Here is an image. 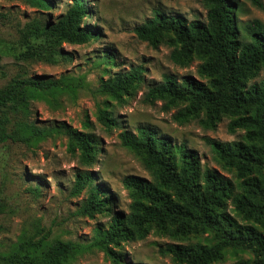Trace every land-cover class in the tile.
I'll use <instances>...</instances> for the list:
<instances>
[{"label":"trees","instance_id":"1","mask_svg":"<svg viewBox=\"0 0 264 264\" xmlns=\"http://www.w3.org/2000/svg\"><path fill=\"white\" fill-rule=\"evenodd\" d=\"M23 1L42 12L52 9L50 0ZM249 1L264 10L260 0ZM87 3L69 0L54 21L26 22L19 33L24 49L17 58L54 63L58 56L70 58L57 49L63 43L80 44L96 38V27L82 24L83 17L91 18ZM202 3L205 20L155 10L134 27L137 38L152 47L162 43L172 46L169 58L176 65L186 66L194 57L201 59L199 74L207 78L202 82L192 75L163 73L160 80L146 85L142 101L152 104L162 100L165 109L185 103L173 118L185 122L203 112L200 122L210 129L223 115L230 116L228 131L243 129L241 139L206 141L222 166L233 169L238 183L202 165L195 150L174 144L151 128L137 126L135 132L121 131L119 138L122 146L139 157L149 176H123L121 183L130 198L128 211L113 210L114 197L96 181L91 169L101 151L98 138L63 121L55 128L67 136V151L76 156L78 166L70 193L85 194L82 213L90 217L110 214L105 228H96L90 246L102 250L115 264L124 259L115 247L142 239L150 230L171 240L211 235L212 243H166L161 247L159 251L177 264H212L221 260L228 248L252 255L233 264H264V78L257 79L264 66V24L257 18L240 20L242 5L237 0ZM102 57L104 64L115 65L108 51ZM143 81V69L136 65L101 80L99 89L120 99ZM61 83L14 76L0 87V141L11 139L28 145L44 137L46 131L27 121L29 104L32 99L57 93ZM96 118L107 129L119 126L107 107L99 108ZM228 199L235 213L248 223H240L229 213ZM83 247L72 240L45 235L36 238L24 230L7 250H0V264H70Z\"/></svg>","mask_w":264,"mask_h":264},{"label":"rangeland","instance_id":"2","mask_svg":"<svg viewBox=\"0 0 264 264\" xmlns=\"http://www.w3.org/2000/svg\"><path fill=\"white\" fill-rule=\"evenodd\" d=\"M50 1L52 9L42 12L23 0H0V87L14 76L62 81L57 93L32 99L29 104L27 121L46 131L44 137L33 139L28 145L11 139L0 141V250H7L26 230L36 238L45 235L47 238L77 241L84 246L70 264H115L102 250L90 246L96 228H105L110 214L105 212L90 217L82 213L85 194L70 193L73 173L78 166L76 156L67 151V136L55 129L56 126L63 121L98 138L101 151L91 169L96 181L114 197L113 210L123 212L128 211L130 202L121 183L123 176L148 177L149 174L139 157L121 145V131L135 132L137 126L151 128L168 137L172 143L184 144L186 148L195 150L202 165L238 183L233 169L222 166L206 139L222 142L239 140L244 130L229 132L227 126L231 117L228 115H223L212 129L201 124L203 112L179 122L173 115L184 108L185 103L165 109L162 100L152 104L142 101L146 85L160 80L163 73H173L178 77L192 75L202 82L207 81L199 74L201 59L194 57L186 66L176 65L169 58L172 46L162 43L152 47L138 39L133 31L155 10L205 20L202 0H88L91 18L83 17L82 24L94 25L98 32L96 38L80 44L63 43L57 49L70 58L58 56L54 63L17 58L24 49L19 39L24 24L33 19L41 23L54 21L69 2ZM237 1L242 5L240 20L257 18L264 24V10L249 0ZM260 1L264 4V0ZM106 51L113 57L115 65L103 63L102 56ZM136 65L143 69L144 81L139 87L120 99L100 92L101 80ZM260 78H264V66L257 77ZM105 107L117 118L119 126L107 129L97 120L98 109ZM227 210L240 223H248L235 213L231 199L227 201ZM212 241L210 234L171 240L150 230L144 238L121 242L115 250L124 254L123 262L119 264H177L169 255L159 251L166 243ZM251 257L249 251L228 248L224 257L212 264H233Z\"/></svg>","mask_w":264,"mask_h":264}]
</instances>
